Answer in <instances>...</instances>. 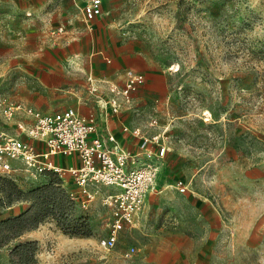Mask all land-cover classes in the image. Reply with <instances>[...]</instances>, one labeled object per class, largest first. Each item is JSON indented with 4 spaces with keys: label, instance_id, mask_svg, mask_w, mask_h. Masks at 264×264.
<instances>
[{
    "label": "rangeland",
    "instance_id": "374dc122",
    "mask_svg": "<svg viewBox=\"0 0 264 264\" xmlns=\"http://www.w3.org/2000/svg\"><path fill=\"white\" fill-rule=\"evenodd\" d=\"M102 1V14L88 21L89 0H0V132L33 140L17 124L26 115L7 117L6 105L36 96L35 81L59 48L92 43V52L65 57L63 66L85 82L92 75L119 87L128 69L144 75L129 101L117 98L116 112L102 85L100 106L87 83L88 98L134 144L135 128L169 133L159 192L105 248L108 186L80 206L65 198L77 189L69 176L0 173V220L14 205L17 216L36 211L46 197L30 193L34 187L58 188L53 214L36 228L40 239L24 232L2 247L9 264L14 247L30 241L37 248L29 264H264V0ZM95 57L118 67L87 70Z\"/></svg>",
    "mask_w": 264,
    "mask_h": 264
},
{
    "label": "built area",
    "instance_id": "2783aa9c",
    "mask_svg": "<svg viewBox=\"0 0 264 264\" xmlns=\"http://www.w3.org/2000/svg\"><path fill=\"white\" fill-rule=\"evenodd\" d=\"M102 3V0H89L83 7L85 19L91 21L101 15ZM87 81L88 89L96 97L98 105L102 101L99 95L101 85L111 92L112 109L116 112L120 106L117 98L121 96L129 101L132 93L143 84L144 75L128 69L123 87L110 79H103L100 84L92 75L88 76ZM18 112L31 120L18 122L19 128L41 145L24 140L20 133L9 135L0 132V173L9 176L23 169L34 180H40L48 172L59 174L64 181L69 176L77 188H67L69 197L80 206H85L94 198V188L98 191L101 185L108 186L110 191L102 201L111 212V230L100 239V244L113 248L119 232L126 226L136 224L148 196L159 192L160 162L169 142L168 138L164 140L166 130L152 136L141 133L140 128L131 130L133 135L142 138L140 151L132 153L123 148L113 134L99 133L93 107L88 109L87 114L74 107L43 113L19 102H11L4 109L7 117ZM150 143L156 144V148L152 149ZM60 155H74L78 164L63 167L54 161V157ZM176 187L181 191L186 190L181 180ZM134 252L135 248L130 247L124 255L130 257Z\"/></svg>",
    "mask_w": 264,
    "mask_h": 264
},
{
    "label": "crops",
    "instance_id": "0c3cea01",
    "mask_svg": "<svg viewBox=\"0 0 264 264\" xmlns=\"http://www.w3.org/2000/svg\"><path fill=\"white\" fill-rule=\"evenodd\" d=\"M92 52V43H88L85 46H78L77 44H71L69 47L59 48L58 52L55 54L56 57L51 59L50 68H46L40 75H38L34 87L36 91V96L25 99L24 105L31 106L43 113H50L58 111L67 107H74L78 109L82 114H87L89 108H94L97 116L98 131L102 135H107L109 133L113 134L117 140L121 143L122 147L132 153H137L140 151V144L142 138L138 136L137 144L133 143L132 136H126L121 128H113L109 124L108 119H104L103 110L91 99L88 98L87 83L83 78H77V75L67 72L63 65V58L73 57L81 52ZM104 58V57H103ZM55 59V60H54ZM89 64V66H88ZM92 65V66H91ZM118 67V63L107 64L102 60L101 57H95L93 63L87 62L86 69H93L96 72L101 70L113 71ZM113 80V79H110ZM115 81V80H114ZM147 85V84H146ZM86 87V89H85ZM87 90V91H86ZM148 92V91H147ZM146 95V94H145ZM77 98V100H76ZM108 114V112H106ZM28 122L31 120H27ZM164 131V130H163ZM131 132V131H130ZM156 132V133H155ZM160 131H155L154 134L160 133ZM153 134V135H154ZM135 136V135H134ZM169 133L165 134L164 140L169 138ZM169 140V139H168ZM38 146L41 145L37 140H31ZM170 142V141H169ZM166 143V153L161 164L160 173L163 170L164 159L168 151L171 149L170 143ZM138 146V147H137ZM149 146L154 149L156 144L150 143ZM54 161L63 167L78 164L77 158L72 156H56ZM159 178V177H158ZM8 217H15L19 212V204L16 206L9 207ZM25 235L32 237H38L40 239L41 232L35 229L28 231ZM3 246H0V264H9L8 255L5 253Z\"/></svg>",
    "mask_w": 264,
    "mask_h": 264
},
{
    "label": "trees",
    "instance_id": "16d2710c",
    "mask_svg": "<svg viewBox=\"0 0 264 264\" xmlns=\"http://www.w3.org/2000/svg\"><path fill=\"white\" fill-rule=\"evenodd\" d=\"M49 173L53 172H48V175H46L49 176ZM8 184L12 185V183ZM43 185L34 187V190L30 192L35 195L40 192H44V196L46 197L45 200L42 198L41 201L38 202L40 206H38L36 211L27 210L19 216L0 220V246L9 244L12 239L21 236L24 232L35 230L38 227V224L42 222V216H44L46 213L47 215L53 214V211L56 207H53L52 205L56 204L58 188H53V186L50 184L48 186ZM64 194L68 201L73 202L69 197L67 189L65 190ZM46 201L49 202L46 203ZM47 205H49V208ZM36 244L37 242L35 241L21 242L17 244L12 250V264H29L32 262L35 256V250L37 248Z\"/></svg>",
    "mask_w": 264,
    "mask_h": 264
},
{
    "label": "bare ground",
    "instance_id": "6f19581e",
    "mask_svg": "<svg viewBox=\"0 0 264 264\" xmlns=\"http://www.w3.org/2000/svg\"><path fill=\"white\" fill-rule=\"evenodd\" d=\"M208 119V118H207Z\"/></svg>",
    "mask_w": 264,
    "mask_h": 264
}]
</instances>
